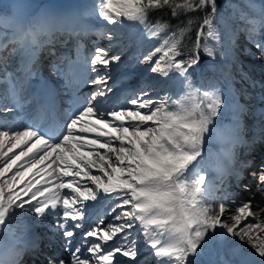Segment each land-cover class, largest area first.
Wrapping results in <instances>:
<instances>
[{"label": "snow or ice", "instance_id": "1", "mask_svg": "<svg viewBox=\"0 0 264 264\" xmlns=\"http://www.w3.org/2000/svg\"><path fill=\"white\" fill-rule=\"evenodd\" d=\"M226 6L233 10L232 19L244 23L227 38L230 47H225L226 41L215 27L217 0H94L83 12L68 13L42 7L31 19L22 12L7 24V31H0V50L11 44V54L21 57V75L13 79L12 73H5L0 77V84L7 85L0 93V114L17 113L11 120L0 118V264H20L25 251L38 248L35 238L18 247L22 241L14 238L9 227L16 210L21 215L26 211L43 218L60 216L61 209L64 223L60 227L70 220L75 222L71 227L81 231L78 240L74 231H63L68 238L64 247L69 259L50 257L49 264H122L124 257L134 262L140 248L130 230H136V236L145 242L154 264H197L198 257L212 244L228 237L241 241L247 238L260 264H264V222L258 218L264 217V206L253 208V200L237 198L224 187L228 176L234 177L239 186L244 170L254 163L249 159L233 167L234 148L246 145L250 152L261 137L255 135L251 142L243 138L241 115L246 109L232 87L230 73H224L227 93L212 78L207 79L206 87L196 86L190 74L201 63V51L213 62L235 59L238 32H245L264 57V40H253L257 34H264V5H248L256 12L254 17L238 5ZM165 9L174 18L187 16V22L171 30L163 20L149 23L151 13ZM196 12L204 13L202 22L191 15ZM84 17L97 21L102 18L106 23L97 34L107 35L110 42L122 34L121 29L142 25L147 36L160 42L142 59H136L153 64L152 73L164 77L178 73L182 94L157 93L153 98L149 91L155 89L147 86L127 98L131 107H109L105 100H98L112 92L108 70L123 54L121 46L120 51L109 55L115 47L110 43L107 49L97 47L90 60L78 56L77 61H68L64 74L71 77L70 85L75 82L78 88L80 83H91L101 87L87 97L75 95L74 90L67 120L49 123L47 117L54 114V105L40 103L38 95L29 91L30 78L36 74L33 65L40 50L55 43L57 33L79 37L91 32L94 26L85 23ZM197 22L194 47L185 53L182 42ZM220 22L226 23L222 17ZM82 47L78 40V53ZM156 54L160 55L153 63ZM75 64L82 66L76 68ZM52 70L59 68L53 64ZM207 70L215 72V64L210 63ZM89 72L97 73L96 78L84 79ZM204 83L202 77L201 85ZM21 114L23 120L19 119ZM257 115L264 116V109ZM227 116L231 117L230 124L218 122V118ZM255 131L264 129L257 126ZM212 141L222 145L218 160L223 157L227 161V165L218 162L214 168L224 192L218 207L213 206L218 189L207 181L201 167L205 144ZM93 169L102 175L93 174ZM252 175L258 185H264V165L259 174ZM83 178L94 188L83 183ZM245 188L250 190V186ZM101 199L115 213L113 222L104 225L99 219L96 227L86 228L90 207L87 202ZM241 252L239 245L232 250L234 256ZM144 264H149L147 258Z\"/></svg>", "mask_w": 264, "mask_h": 264}, {"label": "rangeland", "instance_id": "2", "mask_svg": "<svg viewBox=\"0 0 264 264\" xmlns=\"http://www.w3.org/2000/svg\"><path fill=\"white\" fill-rule=\"evenodd\" d=\"M243 2L246 3V6L243 5ZM243 2H241L242 3L241 5H238L233 0H217L218 16H217V20L215 21V27L218 29L221 37L223 39H225V41L229 37V34L231 35L232 31L230 29H227V30L226 29H219V27L217 25L220 23L221 17L223 19H225V17L227 15L232 16L233 10H232V8L226 6L227 3L238 5L240 7V9H242L244 12L247 11L246 13H248L249 17H254L255 15H252L253 12L250 13L252 10L247 9L248 5L249 4L261 5V3H264V0H261V1L260 0H243ZM93 3H94V0H0V31H6L7 24L9 22L17 19L21 15L22 12H27V14H28L27 18L31 19L33 16H35L38 13L40 8H42V7H48V8H51V9L57 11V12H60V13L83 12L87 8L88 5H91ZM206 11H210V9H207ZM203 15H204V13H202V17H203ZM84 21H85V23L90 24V25L92 23L95 26L96 32L98 29H100L102 27L103 23H106V22L102 21V18L100 21H97L93 17H84ZM201 22H202V20H201ZM128 23H132V22H128ZM238 25L240 27H243L244 23L242 21L237 20L236 28L233 30V32H236ZM109 27H112V26L109 25ZM121 33L122 34L119 37L114 36L113 40L111 42L107 38V35L100 36L97 34V37H95V38L87 37L86 35H84V39L88 40L89 44L86 45L83 41L79 42L83 46L81 48V50L79 51V53L77 51V43L71 45L70 48L73 49V51L71 53H68L67 56H72L73 62L77 61L78 56L88 58L90 60V58L92 57V55L95 52V49L97 47L107 49L109 47L110 43L114 44L115 47H113L112 51L109 53V55H112L115 52L120 51L121 46H123V54L121 56V60L119 62H112V64L110 65V68L108 70L109 75L111 77L108 81L109 87L112 88V86L116 85V86H119V87L124 89L128 85L129 82L135 81V82H138L140 85H142V88H144L143 86H145V87L152 86L155 89V91H149V96H152V95H150V93H152V92H157L160 95H164L165 92H168V94H171L174 96L177 94H182L183 89L181 87L180 82L177 80V77L179 76V74H178V76L177 75H169L168 77H162V74H160V73H155L156 74L155 75L150 70L151 67L153 66V64H142V63H139L138 60L136 59L137 56H139L142 59L143 55H147L150 52L149 50L147 51L145 49V46L143 44L144 43L143 40H145L144 37L147 36L144 27L141 25V26H137V27L123 28V29H121ZM70 37L71 36H68L66 34V36L63 37V39L65 41ZM153 39L154 38L151 37V40H153ZM253 40H264V34H257L256 36H254ZM68 42L69 41L67 40V43L65 46H62L61 42L59 44H57V46H56L57 49L61 46L60 48L63 51L62 56H64V52L66 50V47L69 44ZM60 48H59V50H61ZM243 48H246L247 52L244 53L245 57L241 58L243 56V54H242ZM84 50H86V51L84 52ZM153 50H154V48H153ZM80 52L82 54H80ZM88 52H89V54L91 53V55H89L87 57V56H85V54H88ZM234 52H235V59L230 60V61H232V63H231V67H230L231 70L229 72L230 76L232 77V87L237 93V98H238L239 102L242 105H244L245 109H246L245 112L242 113V115H241L242 129L244 128V129H246V131H248V129H250V125H251V131H252L251 135H253V137H254L255 135H259L258 134L259 132L255 131V129L257 128V126H255V124H254L255 122L251 123V119L253 117L251 115H254V114L257 115L259 110L264 109V99H261V97H264V74H263L264 73V57L261 56V53H260L259 49H257L255 42L250 41L245 32H238L236 34ZM159 55L160 54L156 55L153 58V63L156 59L159 58ZM38 56L40 58H38V61H37L36 65H34V68L38 67V73L41 74L42 79L46 82V84L49 87L53 86L54 88L53 87L52 88L54 89V91H55V89L57 91V89H59V87L62 88L63 87V83H62L63 81H62L61 75H59V74L56 75L57 71L54 72L51 67L41 65L40 60L41 59L45 60L46 57H41L40 55H38ZM19 59L21 60V57L19 54H12V55H9L3 63H0V77H3V75L5 74L4 72H2V69H6V70L9 69L11 67V64L13 62H15L16 60H19ZM218 60L222 61L220 59H218ZM214 62H217V60ZM214 62L211 61V59L209 58L207 64L205 65V69L207 70V66L210 63H214ZM77 65H78L77 68H80L82 66L80 64H77ZM215 67H216V71L215 72L209 71L208 74L203 73L204 70L200 67H198V69H193L194 74L192 72H190L192 80L196 84V86L203 88V87L207 86V79L212 78L218 84V86L221 88V91L224 93H227L228 92V85L225 82V79L223 78L224 73L222 71H220V69L218 68V65H216ZM11 71H13V70H11ZM60 72H61V70H60ZM103 74H104V72H101L100 75H103ZM88 75L92 76V79H95L97 76V73L89 72ZM245 75L248 78H245ZM202 77L204 78V81H205L203 86L201 85V78ZM67 78H68V76H67ZM59 80H60V85L57 88L54 86V83L58 82ZM110 81L115 82V83H109ZM252 82H255V87L252 86ZM160 85L162 88L160 87ZM2 86H7V85L6 84H0V87H2ZM89 86H90V88L88 90V93L85 94L86 97L90 96L93 92L97 91V89H98V88H94L95 84H93V85L89 84ZM123 89H121V90H123ZM166 89H168L169 91H166ZM137 94H138V92H137ZM261 94H263V95L261 96ZM85 96H83V97H85ZM252 103H254V104H253V106L250 107V105ZM257 103H260V104L257 105ZM9 106H10V104H9ZM127 107H130V106H127ZM257 116H259V115H257ZM0 118L7 119L6 117H1V116H0ZM11 119H8V120H11ZM224 121H226V123ZM224 121H222L221 123L230 124L231 123V117L230 116L225 117ZM257 121H259V120H257ZM260 125H261V127H259V128L263 129L264 122L259 123V126ZM88 135L90 136V138L94 137V134L93 135L88 134ZM245 135L247 136V134H245ZM260 137H261V139L258 142H256L255 145L259 144V142L264 143V138H263L264 134H261ZM207 144H210V145L205 144V148H204L205 160H204V164H203L204 167H206L208 165L206 163H208L211 160L210 156H213L214 154H216V155L219 154L221 151V148H222V145L216 141H212V142H209ZM234 150H235V148H234ZM101 151H103V150H101ZM209 153H211V154H209ZM237 153L240 155V151H237ZM53 167H55V165H53ZM93 174L102 175L95 169H93ZM93 187H94V185H93ZM64 191H66V190H64ZM244 194L247 195V197H249V199H253V195L251 192H244ZM25 199H28V198H25ZM99 201L104 202L103 199H101ZM103 202L101 203V206H102ZM96 203L97 202H90L89 205H91L93 207V205H95ZM106 208H107L106 206L103 207V209H105L104 212L106 215L104 214V216L100 215L99 217L97 216L96 218H93L89 224V227L97 226V222L99 219H103L104 224L106 223L109 215H112V212H110V210H108ZM27 213L28 212L25 211L23 213V215H21L20 211L16 210V214L14 215V217L11 221V224L9 225V227L14 232V235L15 234L18 235V236H14L15 239L20 240L23 235L25 237L27 235L29 236V235H32L33 233H35V229H34L35 227L28 228L30 226H25L26 223L31 219ZM88 216H89V210H88ZM49 217H51V216H49ZM88 220H89V218H88ZM88 220L85 222V225L88 222ZM111 221L113 222V219ZM65 229L70 230L71 226L68 225L66 227L64 226V228H60V232L63 234V231ZM48 232H49V234H51L52 231L49 230L47 232L41 233L40 234L41 238L44 239L45 234L48 235ZM91 239H95V238H91ZM45 245L49 247V244H47L46 242H45ZM85 247H87V245H85ZM225 248H226L225 243H214V244H212L208 248L207 251H205L202 255H200L198 257L197 264H230V262L227 263L224 261V259H225L224 255H225V250H226ZM62 249H63V251H62ZM60 250H61V252L65 253L67 255V257H69V254H68V252H66L64 246H63V248L61 247ZM47 251L52 252L53 250H47ZM249 253H251L250 250H249ZM38 254H40V256L43 259L44 258L46 259L45 253H38ZM45 259H44V261H46ZM244 261H247L248 264H258V262L260 263V260L258 262H256L253 259H249L248 256H246V253L242 250L240 255L236 256V258L234 259L233 264H244Z\"/></svg>", "mask_w": 264, "mask_h": 264}, {"label": "bare ground", "instance_id": "3", "mask_svg": "<svg viewBox=\"0 0 264 264\" xmlns=\"http://www.w3.org/2000/svg\"><path fill=\"white\" fill-rule=\"evenodd\" d=\"M91 25H93V24L91 23ZM6 31H7V29H6ZM64 36H66V34L57 33L56 36L54 37L55 43L52 44V45H45L43 47V49L40 50L38 55L41 54V57H47L50 60H51V58H54L55 61H58L62 57L61 55L57 54L59 51L56 48L57 44H59L60 42L62 43L61 44L62 46H65L66 43H67V40H68L69 44L66 47V50H68L70 52L73 51V49L70 48L71 45L76 44L78 40H79V42L83 41L86 45L89 44V41L84 39V35H81L79 37L71 36L70 38H68L65 41L63 39ZM86 36L87 37H93V38L97 37V32L95 30V26L93 27V30L91 32H89ZM13 47H14L13 45L9 44L7 48H5L3 50H0V56L4 57V61L7 59V57L9 55H12L11 53H12V48ZM245 50H247V49L243 48V52H242L243 56L241 58L245 57L244 53L247 52ZM61 51H62V49H61ZM52 53H54V54H52ZM19 63H21L20 59L16 60L13 63V65L15 64L19 68ZM99 74H101V72ZM19 75H21V73ZM56 75H58L57 72H56ZM169 75H177L178 76V73H169ZM16 76H18V75H16ZM15 77L13 79H15ZM162 77H164V76L162 75ZM30 80L31 81H29V91L31 93H34V94L38 95V97L40 98V102L44 101L46 103H51V104L54 105V109H53L54 114L50 113L48 115V117H47L48 122L49 123H51L53 121L58 122L57 111L59 109H61V107L58 104H56L55 96L42 84V81H41V79L38 78V76H32L30 78ZM54 84L57 85L59 83L55 82ZM100 87H101L100 85H95L94 86V88H100ZM143 87H145V86H143ZM160 87H161V85H160ZM141 88H142V85H140L138 82L131 81V82L128 83V85L123 90H119V91H121V93L124 94L125 98H130L133 93H137V92L139 93V90ZM62 89H64V87H62ZM88 90H89L88 87H85L84 85H81L79 87V90L77 91L76 95L80 96V97L81 96H85V94L88 93ZM166 91H169V90L166 89ZM64 95H65V93L62 94L60 96V98L63 99ZM262 95L263 94H261V96ZM117 98H119V94L114 95L113 98H112V101H117ZM253 104L254 103H252L250 105V107L253 106ZM258 104H260V103H257V105ZM64 109H63V114L66 115L67 110H64ZM12 113L13 112H10L6 116L4 114H0V116L1 117H6L7 119L8 118L10 119L11 118L10 114H12ZM251 116H253L252 119H251V123L255 122L254 123L255 126L261 127L262 124L259 126V123L264 122V116H260V115L257 116L256 114L251 115ZM257 120H259V121H257ZM224 122L226 123V121H224ZM263 129H264V126H263ZM242 130H243L242 131L243 138L246 141L251 142L252 139H253V135H251V133H252L251 125H250V129H248V131H246V129H244V128ZM245 134H247V136ZM258 134L260 136L261 134H264V133L263 132H259ZM5 150H7V149H5ZM14 151L19 152V149H16ZM237 151H240V155L237 153ZM234 153H235V163L233 164V167H238L239 166V162L250 159V160L254 161V163L251 166V167H253V169H251L252 171H251L250 174H252L253 172H256V173L259 174V172H260L259 170L261 168L259 166V163L260 162H264V143H260L259 142V144H256V145L252 144V148H251L250 152L248 151V148H247L246 145H238V146L235 147ZM9 155H12V153H9ZM217 156H218V154L217 155L214 154L213 156H210L211 160L208 163H206V164H208L206 167L201 165V167L203 169V172L206 175L207 181L213 182L215 184V186L217 187V189H218V191L215 193V195L217 197V200L214 201V203H213L214 207H218V203L220 202L219 198L222 197L223 194H224L223 187H221L220 180L217 179V173L214 171V168L217 166L218 162L227 165V161L224 160L223 157H219V160H218ZM21 163H24V161H21ZM25 166H27V164ZM43 166L44 165H40L39 167H43ZM13 171H15V169H13ZM35 171H36V169L33 170V172H35ZM8 175H11V173H9ZM41 175H44V174L41 173ZM244 177H245V175L243 174V178L240 179V180H243ZM36 179L39 180L40 176H37ZM45 179H47V177H45ZM240 180H239V183L241 182ZM246 181L248 182L246 184H250V186H251L250 187V192L253 195V199H251V200L254 201L253 208H255L256 205L264 206V185H258L257 182H256L257 181L256 178H254V179L250 178V180L246 179ZM82 182L85 183V184H89V186L93 187V185H91L90 182L87 181L86 178H83ZM41 183H44V181L42 180ZM245 186L246 185L244 183H242L241 185H239L237 187L236 180L232 176H228L226 178L225 185H224V187H227L229 192L230 193H234L237 198H240V199H242L244 201H247V200H250L249 197H247V195H245L244 192L241 191L243 189H246ZM19 187L23 188L24 185H20ZM239 187H240L241 190L239 189ZM25 198H28V197H24V199ZM230 199H231V197H230ZM90 202L91 201H89L87 203L90 204ZM102 202L103 201H98L95 205H93V207L90 205V207H89V220L87 222V225L85 226L86 228H94V227H89V224H90L91 220L93 218H96L97 216L99 217L100 215L104 216V214H105V212H104L105 209H103L104 206H106L107 207L106 209L109 210L108 202L104 200V202H103V204L101 206ZM27 214H28V216H30L31 219L26 223L25 226H30L28 228L35 227L34 228L35 229V233H33L32 235H29V236L28 235L25 236L24 239L22 240L21 245H19V247L23 246V242H31L35 238L36 242L38 244V248L35 249V250L25 251L22 254V256H21L20 264H49V258L50 257H52V258L60 257V258H63L65 260H68L69 258L65 257V255H63L61 253V250H60L61 247L63 248V246H65V242L68 239V238L64 237L63 234L60 232V228H61L60 225L64 223L63 218H62V209H61V215L60 216H51V217H49V216L46 215L45 217L41 218V217L36 216L34 213H29L28 212ZM114 215H115V213H112V215H109V217H108V219H107V221H106V223L104 225L109 224L110 222L112 223L111 220H112ZM258 218L261 219L262 222H264V217H258ZM250 222L255 223L256 221L252 220ZM73 223H75V222L69 220L68 224H66L65 227L68 226V225L71 226ZM104 225H100V227H103ZM49 230L52 231L51 234H49V232H48V235L45 234L44 239H42L40 234L43 233V232H47ZM70 230L74 231V236L78 240L79 239L78 233L81 230H76V229H73L72 227H71ZM131 234H132V236L134 238H137L139 240L140 254L137 257L136 261H134V262H129L127 257L122 258V264H144V260L146 258L148 259L149 264H154V260L150 256L149 249H148V247L145 246V242L142 239H140V237L136 236V230H131ZM141 236H142V233H141ZM43 241L47 242L50 245L49 248L52 247V249H53L52 252H49V251H47L48 249L47 250L45 249V245L43 244ZM222 243H225V245H226L224 261L227 262V263L230 262V264H233V261L236 258V256H234L232 254V250L237 245H239V247L246 253V256H248L249 259H253L256 262H258L260 260V258H258L255 255V250L250 247V244H249L247 238H245L244 240L241 241V240H239V238H235L234 239L232 237H228ZM249 250L251 251V253H249ZM62 251H63V249H62ZM42 252H45L46 259L45 258L44 259L46 261H44L43 258H41L40 254H38V253H42ZM258 264H260V263L258 262Z\"/></svg>", "mask_w": 264, "mask_h": 264}, {"label": "trees", "instance_id": "4", "mask_svg": "<svg viewBox=\"0 0 264 264\" xmlns=\"http://www.w3.org/2000/svg\"><path fill=\"white\" fill-rule=\"evenodd\" d=\"M233 1H235L236 4H238V5H241L242 4L241 2H243V0H233ZM243 5L246 6V3L243 2ZM261 5H264V3H261ZM247 9H251V8L248 7ZM251 10L252 11L250 13L253 12L252 15H256V12L253 9H251ZM191 15L193 17H200L201 20H202V12H196V13H193ZM231 17L232 16L227 15L225 17V19H224L226 21V23H221L220 22L217 25L219 27V29H226V30L227 29H230L232 31V33H234L233 30L236 28L237 20L236 19H232ZM158 19L167 22L170 25V30H171V29H174L175 26H177L178 24H182V22L183 23H186L188 17L187 16H184V15H181L178 18H174V17L171 16L170 10H167V9L162 10V11H160V10L154 11L153 13H151L149 15V23L154 24V23H156V21ZM199 22H201V21H199ZM199 22H197V24L193 27L192 31L188 34V37H186L185 40L182 42L183 45H184L183 51L185 53H188L189 50L194 47L195 35H196V31L198 29ZM229 36H230V34H229ZM144 39L145 40H143V42H144L143 44H144L145 49L147 51L148 50L149 51H153V48L156 47V46H158V44L160 42V40L158 38H154L153 40H151V37H149V36L144 37ZM225 47H230V44H229L228 40H226ZM156 55H158V54H156ZM200 55H201V63L199 65V67L204 70L203 73H207L208 74L209 71L205 69V65L207 64L209 58L206 57L203 54L202 51H201ZM214 63H215V66L218 65V68L220 69V71H221V69L223 70L222 71L223 73H229L230 70H231L230 67H231L232 61H230V60H222V61H219L217 59V62H214ZM190 72H192L194 74V70L193 69H191ZM223 76H224V74H223ZM224 119H225V117L223 118V120H220V118H218V122H222V121H224ZM207 143H209V142H206V145H210V144H207Z\"/></svg>", "mask_w": 264, "mask_h": 264}]
</instances>
